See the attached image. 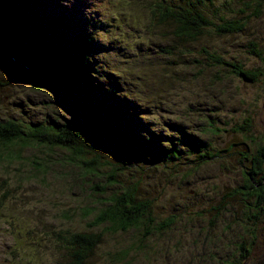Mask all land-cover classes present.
<instances>
[{
  "label": "trees",
  "instance_id": "trees-1",
  "mask_svg": "<svg viewBox=\"0 0 264 264\" xmlns=\"http://www.w3.org/2000/svg\"><path fill=\"white\" fill-rule=\"evenodd\" d=\"M43 2L44 0H0V15L8 30L10 47L15 46L17 52L19 51L18 39L24 41L27 37L33 38L30 18L32 16L33 19L35 18L32 14H36L35 20L41 23L38 31L40 38L35 36L37 38L33 40L40 39L42 42L41 40L48 36L63 32L65 41L56 39V43L51 47L48 43L39 42L40 44L30 51L33 59L23 58L24 62H21V65L33 68L28 63L36 62L38 68H34L35 71H27L37 75L40 80L46 81L52 87H56L59 97H68V91L75 104L73 110H67L72 117L64 119L59 116L64 121L63 125L58 124L57 119L54 118H48L45 122L32 117H29L27 121L18 118L0 121V166L4 171L11 170L9 175L14 178L18 190L25 181L38 180L37 172L47 171L46 167L49 165L54 166L58 163L64 168H79L82 173L80 178L77 179L72 171L65 177L70 179L73 188H77L78 180L84 182L80 184L81 187L87 183L93 191L95 200L92 205L84 208L78 205L79 210H83L81 224H84V220H88V223L84 224V230L75 227L63 228L53 223L55 228L48 231L54 236L58 247L48 253L55 264H96L97 245L103 237L116 234L130 235L129 243L119 251L110 252L109 258L106 259L107 264H135L138 263L137 257L152 262L156 251L151 242L155 237L166 235L181 216L157 213L156 210L165 211L163 205L155 201V198H145L144 196L150 190L143 191L144 188L138 186L146 177L149 179L147 174L154 170V173L169 172L170 165L175 161L180 162L178 166H175L176 169H180L181 166L192 168L191 163L186 160H191L192 154L198 157L206 148L205 142L199 140L197 135L188 134L187 129L181 127L182 132H180L176 125L170 126L167 123L172 131L178 133L177 138L167 134L158 136L153 131H147L151 128L142 130L141 126L145 127L142 120L147 121L146 118L152 114L153 110L163 113L165 111L162 105L153 107L143 105V100L147 98L142 92L148 82H143V79L134 73V68L125 63L122 57H118L121 62L119 66L117 65L115 54H119L121 50L120 42L112 41L110 25L103 23V19L94 17L95 32L89 37H81L75 41L70 38V36L74 38L75 35L68 34L77 32V26L63 21L65 18L77 19L76 11L70 1L62 0L63 3H61L58 0H51L50 4L46 3L44 6ZM77 2L90 10L97 6L87 0H77ZM177 2L178 0H146L144 6L151 5L150 10L157 20L155 23L157 27H166L169 22L175 24L174 36L180 39L179 41L197 38L200 40L201 37L209 34L210 29H214V33L219 35L234 34L244 30L245 22L230 20L232 16L229 17L230 19L221 16L222 24L219 25L214 22L217 20L215 17H212V20L206 17L207 11L218 16L216 11L211 10L212 0H187L186 4ZM223 5H226V2ZM18 7H24L27 14L23 16L18 14L17 11L20 10ZM40 8L41 11L38 14ZM93 13L98 15L96 12ZM14 22L16 23L13 24ZM117 43H119L118 47ZM122 49L125 50V47ZM100 52L105 53L103 57L99 55ZM199 52L207 56L209 65L203 63L206 66L231 67L234 69L230 72L232 75L241 76L247 82L254 83L262 76L261 71L256 74L245 73L239 68L240 63L234 64L236 66L227 63L219 56V53H211L206 47ZM252 53L260 56V53L255 50H252ZM91 66L94 68V73L90 72ZM223 75L231 76L226 69H223ZM146 79L155 84V81ZM93 95L97 99L91 98ZM93 99L97 101V104H93ZM214 111L215 109H209L208 112ZM127 112H132V115L134 113L136 117H126ZM221 112L224 110L221 109ZM128 114L131 116V113ZM205 121L207 124L200 120L199 128L202 129L200 134H206V131L215 125L213 115L207 116ZM246 123L249 122L246 121ZM248 125L246 127L234 125L231 131L234 134H243L248 129ZM148 126L157 127L155 124ZM133 130L139 133L132 135ZM136 134L142 135L143 140H140ZM91 139L112 152L100 149L99 153L90 142ZM252 141L256 146V154L253 155L250 149L247 151L252 159L249 158V165L243 167L242 183L227 184L216 204H212L206 211H204L205 208H200L201 211L198 210L192 215L195 219H204V214L206 215L197 238L191 242L194 248L202 249L201 255L198 256L200 261L197 264H245L260 241L264 242V238H260L264 226V176H259L258 172L254 176L250 172L259 167L264 160V137ZM179 146L186 147L185 152H182ZM38 148L44 151L42 153L51 155L58 153V159L38 156L31 160L24 157V149L39 150ZM101 153H108L113 161L107 162ZM229 156L220 157V165L228 162L226 159ZM136 157L145 160L136 162L133 160ZM213 158L205 156L197 165L205 166L212 161L215 162ZM107 165L111 167V171L105 173L103 170L107 168ZM229 165H226V168ZM198 167H194V170H198ZM119 172L120 174L126 172L132 185L126 187L123 184L125 187H122L117 180ZM25 175L29 176V180ZM102 179L105 180L106 186L101 185V182H104ZM11 187L12 185L8 182H0V192L4 193L0 194V215L7 213L11 203L15 201L7 195L12 190H9ZM121 188L123 191H120ZM151 196L153 195L149 197ZM87 199L92 203L90 198ZM156 202L160 206H157ZM62 219L68 221L73 218L64 212ZM217 226H223L222 233L225 235L230 233V244L218 245L223 237L214 233L213 230ZM234 227L240 229L238 239L231 236ZM0 233L9 241V246L5 250L11 254L15 264H21L18 252L23 243L33 237L32 229L24 236L18 248L15 247L18 242L17 237L12 235L11 230L0 228ZM35 245L37 247L36 242ZM41 245L37 249L43 253L45 244L41 243ZM180 246L181 242L177 241L175 247L179 249ZM24 249L31 253V258H34L35 252L32 251L35 249L32 243L25 242ZM0 255L6 262L3 250ZM191 264H195L194 260Z\"/></svg>",
  "mask_w": 264,
  "mask_h": 264
},
{
  "label": "rangeland",
  "instance_id": "rangeland-1",
  "mask_svg": "<svg viewBox=\"0 0 264 264\" xmlns=\"http://www.w3.org/2000/svg\"><path fill=\"white\" fill-rule=\"evenodd\" d=\"M58 1L63 3L62 0ZM185 1L187 0H178L177 3L184 2L186 4ZM88 2H93V5H97L96 8L77 9L76 15L74 14L77 19L65 18L63 20L77 26V32H69L68 35L74 34V38L72 36L70 38L75 41L81 37L91 36L95 32L94 17L103 19V23L110 25L112 41L120 42L121 50L119 54H115L117 65L119 66L121 62L118 57H122L125 63L134 68V73L139 75L143 82H148L142 92L143 96L147 98L143 100V105L149 107L162 105L165 111L163 113L153 110L152 114L146 118L147 121L142 120L145 125V127L141 126L142 130L151 128L147 131H153L158 136L167 134V136L177 138L178 133L168 127V125H176L180 132L183 127L187 129V132L189 131L188 134L197 135L198 139L204 141L206 146L198 157L192 154V161L186 160L191 163L192 168L179 166L180 169H176L175 166H178L180 162L175 161L170 165L169 172L154 173V170L147 174L150 178L146 177L145 182L142 181L138 186L144 188L143 191L150 190L144 196L145 198H155V201L163 205L165 211L156 210L157 213L167 216L179 215L181 218L166 235L155 237L151 242L156 251L153 256L154 260L148 262L144 258L137 257L138 263L135 264H191L193 260L197 264L200 261L198 256L201 255L202 249L194 248L191 242L197 238L206 215L204 214V219H195L192 215L198 210L201 211L200 208H205L204 211H206L212 204H216L227 184L242 183L243 167L249 165V158L252 159L247 151L250 149L253 155L256 154V146L252 140L264 137V0H212L211 10L216 11L218 16L207 11L206 17H210L211 20L212 17H215L217 20L214 22L219 25L222 24L221 16H226L227 19L232 16L230 20L245 22L244 30L234 34L219 35L214 33V29H210L209 34L201 37L200 40L197 38L185 41L175 38L176 25L174 23L169 22L166 27L155 25L157 20L150 10L151 5L144 6L146 0H97V2L88 0ZM224 2L226 5H223ZM43 3V6L46 3L50 4L51 0H44ZM99 3L101 5L98 6ZM40 11L41 8L38 9V14ZM30 19L33 26L31 28L32 37L40 38L38 34L40 21L33 19V16ZM0 28L2 27L0 26ZM17 30L20 31V29ZM64 37L61 32L44 38L41 40L42 42L40 39L37 41L28 37L24 41L18 39V52L15 46L11 45L10 47L9 45L7 48V51L10 50L9 56L0 55V121L11 118L27 121L29 117H32L45 122L48 118H54L57 119L58 124L63 125L64 121L60 117H64V119L72 117V114L67 110H73L75 104L68 91L66 99L59 97L56 87H52L46 81L40 80L37 75L27 71H35L34 68H38L36 62L29 61L28 64L33 68L21 65V62H24L23 58L33 59L30 51L37 44L48 43L51 47L56 43V39L65 41ZM122 47H125V50ZM203 47H206L211 53H219V56L227 63L232 65L240 63L239 68L245 73L256 74L261 71L262 76L256 82L251 83L245 81L241 76L232 75L230 72L234 69L231 67L223 65L208 67L203 64L209 65L207 56L199 52ZM252 50L259 52L260 56L252 53ZM104 54V52L99 53L101 57ZM221 68L229 71L231 76L223 75ZM90 72L94 73L92 66ZM146 78L155 81V84L150 83ZM91 98H95V96L93 95ZM95 99H93V104H97ZM209 109H215V111L208 112ZM221 109L224 112L220 113ZM128 113H131V116ZM125 115L126 117H136L134 113L132 115V112H127ZM209 115H213L215 118V125L209 128L206 134H200L202 130L199 128L200 120L202 119L207 124L205 119ZM153 124L157 127L148 126ZM234 125H239V127L248 125V129L243 134H234L231 131ZM131 133L134 135L139 132L133 130ZM136 136L138 135L136 134ZM142 137V135L138 136L140 140H143ZM90 142L99 153L100 149L112 152L92 139ZM179 147L182 152H185L186 147ZM23 152L24 157L31 158V160L38 156L51 157L56 160L59 156L57 152L53 155L42 153L44 151L41 149H24ZM102 155L107 162L113 161L108 153ZM224 155H230L226 159L228 162L220 165V157H224ZM185 156L187 158V155ZM205 156L214 157L215 162L212 161L205 166L197 165ZM133 160L138 162L141 159L136 157ZM226 165L229 167L226 168ZM232 165L235 167L234 170ZM261 165L250 172L254 176L257 175V172L259 176H264V160ZM196 166H199L198 170H194ZM46 168L47 171L37 172L38 180H29V176L25 175L29 181L23 182L18 190L14 178L9 175L11 170L4 171L0 166L2 178L0 182L5 181L12 185L9 188L12 190L7 195L15 200L11 203L7 213L0 215V228L11 230L12 235L17 237L16 248L20 246V242L23 241L30 229L34 232L33 237L25 241L34 245L35 250L32 251L35 252L34 258H31V253L24 249V242L18 252L21 264H55L48 254L54 248H58L54 236L48 232L55 228L53 223L63 228L75 227L84 230L88 220H84L85 225L81 224L83 210H79L78 205L82 208L88 207L95 200L93 191L90 186H87V183L81 187L80 184H84V182L77 180V188H73L70 179L65 177L68 172L72 171L76 174L77 179L80 178L82 173L79 168H64L58 163ZM110 168L107 165L103 171L110 172ZM117 180L122 187L132 185L126 172L121 174L119 172ZM169 180L171 182L166 183ZM103 181L99 182L102 186H106L105 180ZM120 191H123V188ZM0 194L4 193L0 192ZM150 195L153 196L149 197ZM87 198H90L92 203ZM159 204L156 202L157 206H160ZM64 212L73 219L68 221L62 219ZM190 229H194V231H189ZM222 229L223 226H217L213 230L214 233L223 237L218 245L230 244V233L225 235L222 233ZM239 232L240 229L234 227L231 236L238 239ZM260 238H264V226ZM129 239L130 235L127 234L103 237L96 247V264H107L108 254L127 246ZM177 241L181 242L179 249L175 247ZM35 242L39 248L42 246L41 243H44L45 252L42 253L38 250ZM8 246L9 241L0 233V252L3 250V254L6 256L5 262L0 255V264H15L11 254L5 250ZM219 247L221 248V246ZM245 264H264L263 241H260Z\"/></svg>",
  "mask_w": 264,
  "mask_h": 264
},
{
  "label": "water",
  "instance_id": "water-1",
  "mask_svg": "<svg viewBox=\"0 0 264 264\" xmlns=\"http://www.w3.org/2000/svg\"><path fill=\"white\" fill-rule=\"evenodd\" d=\"M0 55L9 56L10 50L7 51V48H9V37H8V30L6 28V24L3 21L1 15H0ZM4 47L5 49L3 50Z\"/></svg>",
  "mask_w": 264,
  "mask_h": 264
},
{
  "label": "bare ground",
  "instance_id": "bare-ground-1",
  "mask_svg": "<svg viewBox=\"0 0 264 264\" xmlns=\"http://www.w3.org/2000/svg\"><path fill=\"white\" fill-rule=\"evenodd\" d=\"M96 2H97V0H96ZM70 4H71V6L73 7V9L76 11V10H77V0H70ZM99 5H101V4L99 3L98 6H99ZM18 9H20L19 11H17L18 14H21L22 16L27 14V11L25 12L24 7H22V8H19V7H18ZM21 9H23V10H22L23 12H21ZM32 15H34V18L37 19V15H36V14H32ZM32 28H33V26H32ZM116 49H117V48H116Z\"/></svg>",
  "mask_w": 264,
  "mask_h": 264
}]
</instances>
